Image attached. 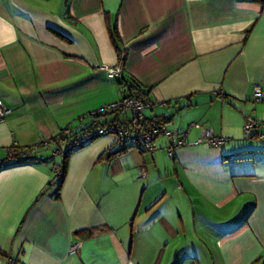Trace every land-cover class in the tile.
<instances>
[{
    "label": "crops",
    "instance_id": "0c3cea01",
    "mask_svg": "<svg viewBox=\"0 0 264 264\" xmlns=\"http://www.w3.org/2000/svg\"><path fill=\"white\" fill-rule=\"evenodd\" d=\"M114 27L145 117L185 143L107 158L119 144L98 137L70 155L59 190L52 144L0 169V264H262L264 0H0V162L123 97L100 68L120 64ZM104 111L96 121L130 118ZM201 127L225 142L196 143Z\"/></svg>",
    "mask_w": 264,
    "mask_h": 264
},
{
    "label": "trees",
    "instance_id": "16d2710c",
    "mask_svg": "<svg viewBox=\"0 0 264 264\" xmlns=\"http://www.w3.org/2000/svg\"><path fill=\"white\" fill-rule=\"evenodd\" d=\"M110 38L116 49V52L118 55V61L123 66V64L125 63L126 54H125L124 49H121L119 47L120 35L116 27L110 30ZM117 82L118 84L125 83L128 87L127 92H133L135 94H138V95H141L147 98V91L142 89L140 83L135 78L130 77V76L127 77L122 72L119 79H117ZM225 96L226 95H223V97ZM117 110L122 111V109H113L111 111H117ZM105 112L106 111H95L92 113L94 118L91 120V122L84 124V126H79V127L69 125L61 129L60 132L56 136L47 139V142L49 143V145L51 144L54 145L53 152H55V154H53L51 157L53 158L55 156L60 157V160L58 162H55L53 165L54 179L58 182V190L60 189V186L64 179V176L66 173V167H67V163H68V159L70 155L74 151L87 146L94 139L100 136H103V135L97 134V131L99 128L107 126L109 124L121 125L126 128H132V127L138 128V127H143L144 125H147L152 120L160 121L157 119H147L146 117L143 120L138 121L136 120V118L132 117L131 115L128 121L124 123L114 122L117 120H113L109 122L107 121L100 122V121L95 120L97 117L104 115ZM86 136L88 137L87 139H86ZM248 136L254 137L255 132L253 131L251 134H248L245 137H248ZM80 140H83V142L78 143V141ZM43 141L44 140H41L38 143L31 145V146L29 145L20 146L18 144L11 145L7 149L6 157L0 162V169L7 168L9 166L11 167V166L19 165V164H31L35 162L38 159L36 157V152L43 148L42 147ZM115 141L117 144H119V147L109 151L107 154V158L114 157L122 153H125L128 149L132 147L139 149L141 152H145L144 149H142V146L135 142H132L129 140L124 141V139L120 140L118 137H116ZM36 146L37 148H34ZM85 233L86 235L90 236L94 233V231L87 230ZM251 264H254V263H251ZM262 264H264V259L262 261Z\"/></svg>",
    "mask_w": 264,
    "mask_h": 264
},
{
    "label": "built area",
    "instance_id": "2783aa9c",
    "mask_svg": "<svg viewBox=\"0 0 264 264\" xmlns=\"http://www.w3.org/2000/svg\"><path fill=\"white\" fill-rule=\"evenodd\" d=\"M103 69L109 78L120 77L122 74V65L118 64L116 66L110 67L107 65H102L100 67ZM120 91L123 93V97L109 105L108 107L99 109L97 111H104L106 109H122L127 111L132 117L136 118V120L141 121L145 118L144 111L152 106L151 101L141 95L135 94L133 92H127V85L125 83L119 84ZM261 91L259 86L254 87V99H260ZM9 112V110L4 106L2 101L0 100V120L4 118V116ZM95 112V111H94ZM196 127L199 125L193 124ZM255 121L251 117H246L244 122V135L251 134L255 128ZM200 137L197 139L198 142H206L210 146H218L225 142L223 137H217L213 135L212 131L208 128L201 127L200 129ZM98 135H107L113 134L118 137L120 140H129L135 142L142 146L145 152L152 154L156 150L155 139L160 136H164L168 140V145L166 147L168 154L171 156L173 151L182 146L185 143V135L180 133H175L172 130L166 128L165 124L161 121L152 120L147 125L138 128H126L121 125H107L101 127L97 131ZM88 137L86 136V139ZM83 142V140L78 141ZM49 146L47 140L43 141L42 147ZM41 147V146H40ZM34 148H37L34 147ZM53 152V151H52ZM55 154V152H53ZM77 248V244H72L70 247V251H75Z\"/></svg>",
    "mask_w": 264,
    "mask_h": 264
},
{
    "label": "rangeland",
    "instance_id": "374dc122",
    "mask_svg": "<svg viewBox=\"0 0 264 264\" xmlns=\"http://www.w3.org/2000/svg\"><path fill=\"white\" fill-rule=\"evenodd\" d=\"M122 111H124V110H122ZM127 113H128V112H127ZM243 127H244V126H243ZM242 131H243V136L245 137V135H244V128H243ZM113 137H115V135H113V134H107V135H103L102 137H99V138L112 139ZM99 138H97V139H99ZM247 138H248V139H251L252 137H249V136H248ZM115 139H116V137H115ZM95 140H96V139H95ZM254 140H257V139H254ZM87 146H88V145H87ZM85 147H86V146H85ZM52 151H53V147L51 148V150H49V153H47V154H48V155H50V154L52 155V153H53ZM55 159H56L57 162H58V160H60V159L58 158V156H56ZM134 183H136L137 185H138V184L140 185V187L138 186V187H139V193H140L141 185L144 184V183H146V182H145L143 179H142L141 181H139V179H138L137 176H136V177H135V182H134ZM148 217H149V216H148ZM153 234H156V231L152 229V235H153ZM185 240H186V239H185ZM147 242L150 243V244H152L151 241H150V239H149ZM181 242H182V241H181L180 239H178L176 242L173 243V245H174V244H178V245H179V244H181ZM205 264H208V263L206 262ZM216 264H217V263H216ZM260 264H261V263H260Z\"/></svg>",
    "mask_w": 264,
    "mask_h": 264
}]
</instances>
